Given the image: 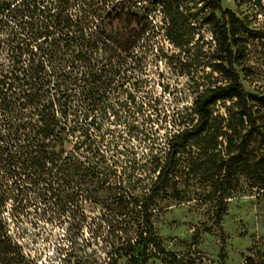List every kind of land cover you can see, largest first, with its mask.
<instances>
[{
  "label": "rangeland",
  "instance_id": "1",
  "mask_svg": "<svg viewBox=\"0 0 264 264\" xmlns=\"http://www.w3.org/2000/svg\"><path fill=\"white\" fill-rule=\"evenodd\" d=\"M1 1L10 8L0 13V89L5 86V97L25 111L28 96L35 92L41 49L48 47L52 35L35 38L30 29L36 24L18 19L16 0ZM118 1L69 0L67 5L84 26L100 7ZM220 2L246 25L237 54L240 79L249 94L263 99L264 0ZM136 3L133 11L141 17L147 14L153 28L135 47L134 56L124 59V85L108 90L106 113L102 104L88 107V85H72L66 76L63 90L56 92L58 79L51 76V94L56 92L58 98L55 109L65 128L64 155L72 152L95 167L106 176V184L98 188L96 176L90 179L98 190L93 199L79 193L74 217L70 211L43 215V204L25 207L29 214L19 238L23 252L29 264H127L129 257L116 255L131 237L121 231L123 206L155 188L151 223L159 247L150 251L147 264H246L247 258L250 264H264V142L249 134L235 101L213 105L207 130L176 157L177 167L167 180L155 185L169 141L196 122V96L227 83L218 71L224 55L210 22L215 13L221 23V14L205 7L207 0H168V14L144 0ZM106 49L95 52L94 76L121 61L113 45ZM118 81L116 77L112 84ZM254 105L264 127V100ZM7 223L15 232V221ZM10 252L0 248V264H21Z\"/></svg>",
  "mask_w": 264,
  "mask_h": 264
},
{
  "label": "trees",
  "instance_id": "2",
  "mask_svg": "<svg viewBox=\"0 0 264 264\" xmlns=\"http://www.w3.org/2000/svg\"><path fill=\"white\" fill-rule=\"evenodd\" d=\"M144 1L148 5L162 7L168 14V0ZM220 1L207 0L204 5L212 12L221 14V23L215 13L210 22L219 53L224 55L217 64L218 71L227 79V83L207 88L196 96V122L169 141L166 162L160 167L155 185L167 180L170 172L177 167L176 157L190 148V141L207 130L213 117L212 107L218 101H235L241 116L250 127L249 134H255L264 142V127L258 123L259 111L254 105L255 102L262 103L264 98L258 99L249 94L240 79L239 68L242 64L237 54L241 51L240 41L247 28L233 12L224 10ZM16 2L14 7L20 12L18 19L32 26L36 24L35 29L34 26L30 29L31 35H35V38L47 36V39L52 35L48 47L41 49L43 56L39 55L37 61L33 81L35 92L27 99L29 108L19 110L12 98L5 97V86L0 89V248L11 251L16 257L13 260L18 263L24 261V264H29L23 252L24 246L19 241L25 233L21 223L29 214L24 208L30 204H43V215L48 211H56L60 215L70 211L74 217L77 211L76 199L81 195L79 193L93 199L94 191L98 190L95 187L103 188L106 184V176L96 171L95 167L81 162L72 152L64 155L62 147L65 128L55 109L58 102L56 92L63 90L64 80L69 76L72 85L84 83V88L88 85V107L102 104V110L106 113L108 90L113 88L112 85L118 88L124 85L122 80L127 70L124 69V59L134 56L135 47L153 28V22L147 14L141 17L133 11L137 0H120L115 4L104 5L91 14L84 26L82 21L69 13V0ZM9 8L10 5L5 1L0 2V13ZM110 45L119 51L118 58L121 61L112 62L107 70L103 68L94 76L95 52L101 48L106 51ZM48 63L52 69L49 73L45 71ZM53 75L58 79L55 95L51 94L50 88ZM116 77L121 81L112 84ZM100 93V97H97ZM62 115H66V112ZM89 170H95L96 174ZM95 176L98 185L93 188L94 182L90 179ZM155 194L156 189L152 188L141 198H134L132 205L123 206L126 212L122 213L125 217L120 220L121 231L131 233V237L122 242L116 255L117 258L129 257L127 264H147L150 251L159 247L151 223V203ZM117 196L125 197L119 192ZM8 206L11 207L9 212ZM126 217H129L128 220H125ZM8 219L15 221V232L9 228ZM132 234H136L135 237ZM251 262V258L246 259V264Z\"/></svg>",
  "mask_w": 264,
  "mask_h": 264
},
{
  "label": "bare ground",
  "instance_id": "3",
  "mask_svg": "<svg viewBox=\"0 0 264 264\" xmlns=\"http://www.w3.org/2000/svg\"><path fill=\"white\" fill-rule=\"evenodd\" d=\"M226 2H227V4H228V0H225Z\"/></svg>",
  "mask_w": 264,
  "mask_h": 264
}]
</instances>
